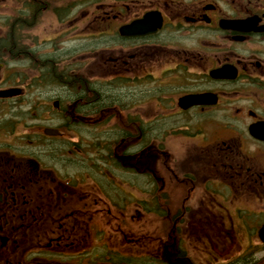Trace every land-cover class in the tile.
Instances as JSON below:
<instances>
[{"label": "flooded vegetation", "instance_id": "1", "mask_svg": "<svg viewBox=\"0 0 264 264\" xmlns=\"http://www.w3.org/2000/svg\"><path fill=\"white\" fill-rule=\"evenodd\" d=\"M0 264H264V0H0Z\"/></svg>", "mask_w": 264, "mask_h": 264}]
</instances>
